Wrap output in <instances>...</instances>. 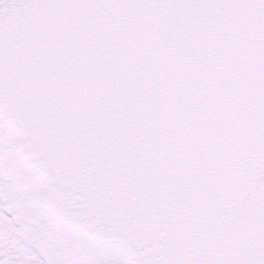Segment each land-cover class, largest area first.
<instances>
[{
	"label": "snow or ice",
	"instance_id": "snow-or-ice-1",
	"mask_svg": "<svg viewBox=\"0 0 264 264\" xmlns=\"http://www.w3.org/2000/svg\"><path fill=\"white\" fill-rule=\"evenodd\" d=\"M0 264H264V0H0Z\"/></svg>",
	"mask_w": 264,
	"mask_h": 264
}]
</instances>
